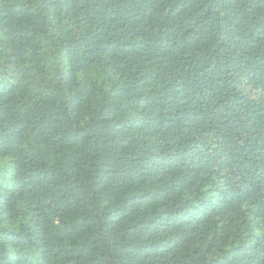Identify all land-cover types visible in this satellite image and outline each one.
Wrapping results in <instances>:
<instances>
[{
	"label": "trees",
	"instance_id": "obj_1",
	"mask_svg": "<svg viewBox=\"0 0 264 264\" xmlns=\"http://www.w3.org/2000/svg\"><path fill=\"white\" fill-rule=\"evenodd\" d=\"M0 264H264V0H0Z\"/></svg>",
	"mask_w": 264,
	"mask_h": 264
}]
</instances>
